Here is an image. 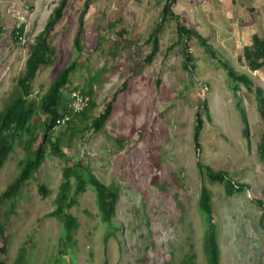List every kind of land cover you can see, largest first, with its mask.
I'll return each instance as SVG.
<instances>
[{
	"label": "rangeland",
	"instance_id": "1",
	"mask_svg": "<svg viewBox=\"0 0 264 264\" xmlns=\"http://www.w3.org/2000/svg\"><path fill=\"white\" fill-rule=\"evenodd\" d=\"M60 1L0 0V112L19 93L30 48ZM87 1L69 0L62 20L46 33L56 59L40 69L29 99L37 105L35 147L47 119L41 98L64 69L74 66L62 92L67 104L81 95L97 107L74 135L68 126L55 129L67 158L47 144L35 178L10 202L16 214L1 218L0 244L8 247L0 262L17 263L24 249L21 264H184L190 258L207 264L209 221L198 206L205 186L220 263L264 264V66L253 72L245 59L254 37L264 40V0H177L172 12L179 22L164 14L166 0H91L86 9ZM161 23L159 50L149 62L150 36ZM179 23L203 42L197 35L181 40ZM19 27L25 33L16 42ZM229 72L248 82L234 86ZM112 101L110 121L94 131L93 120ZM197 115L204 123L199 147ZM25 140L0 168V193L20 171ZM77 162L116 188L115 212L104 224L98 193L89 186L69 212L80 223L75 243L61 253L63 223L49 214L57 208L63 169ZM205 168L224 172V182H211ZM226 184L236 192L228 195ZM40 185L52 195L42 196Z\"/></svg>",
	"mask_w": 264,
	"mask_h": 264
},
{
	"label": "trees",
	"instance_id": "2",
	"mask_svg": "<svg viewBox=\"0 0 264 264\" xmlns=\"http://www.w3.org/2000/svg\"><path fill=\"white\" fill-rule=\"evenodd\" d=\"M69 0H61L58 7L55 9L54 14L51 16L49 23L47 25L46 31L42 33L39 38L35 41L34 45L30 48L29 58L26 62V69L23 76L18 80L17 87L19 93L17 96L13 97L6 108L0 112V168L8 161L9 156L14 152V147L18 140L25 137L24 151L25 158L20 162L18 168L19 173L15 180L7 186V188L0 193V200L2 203L0 205V235L4 234V225L1 223V218L5 222L9 221L11 216L16 214L15 206L10 202L21 195L22 189L26 184L35 178L39 169L43 165L47 156V144L51 145L52 154L60 157L67 158V155L62 149L61 139L55 136V124L58 119L61 118L60 112L65 107V100L63 97V90L71 83V73L74 66H70L62 71L60 76L51 85L48 93L42 98L39 105L40 110L47 116L45 120L42 131L44 132L42 142L35 147L37 141V126L32 125L33 117L37 116L36 103L29 100L32 94V88L35 80L37 79V74L41 68H51L56 59V50L49 43L46 33H49L55 26L56 22L61 21L63 17V12ZM88 0L86 3V9L90 5ZM177 0H166V5L164 7V14L171 15L178 22L179 17L173 16L172 8ZM85 9V10H86ZM83 20V13L81 15V23ZM162 30V23L157 25L153 34L150 36V41L153 43L151 56L148 57L147 61L150 62L153 55L158 53L159 50V37L158 34ZM24 32V27L19 30L14 31V39L16 42L19 41L20 36ZM178 32H180L181 40L185 38H191L197 35L198 40L203 42L201 37H198L197 31L189 29L182 24H178ZM79 46V41L76 42ZM187 53V52H186ZM190 56V55H187ZM245 59L249 62V67L253 72L259 71L264 66V40L259 37H254V50L247 49V54ZM226 67V66H225ZM229 78L232 80L234 86L236 83H247L248 79L246 77H240L235 72H229ZM88 95H92V90H89ZM261 96V93L260 95ZM260 106L263 108L264 115V99L260 98ZM97 107V104L91 100L88 107L85 108L83 112L73 113V119L68 124V130L75 134V130L79 122H86L90 120L92 111ZM114 110L113 101L108 104L106 110L93 120L94 131H103L105 126L110 121V117ZM245 122V118L243 117ZM203 121L199 115H197V130L195 136L196 146L199 147L198 137L203 129ZM245 136L248 134L246 130L244 132ZM56 137V138H55ZM109 138H114L109 135ZM122 143V141H120ZM67 147H71L68 143ZM264 156V153H263ZM198 168L201 165L197 164ZM205 173L207 178L211 182L223 183L224 172H215L211 168H205ZM63 176L65 177V182L62 184L58 198H57V209L49 214V216L57 217L65 225L63 234L60 237V250L61 253L68 247L75 243L74 231L79 228V223L76 217L71 215L70 209L77 205L79 196L83 194L89 186L94 187L97 191V201L99 205V210L103 217V223L109 224L112 216L115 212V201L117 199L116 188H111L107 186L104 182L99 180L98 176L93 172L90 166H85L81 162H77L74 166L66 167L63 170ZM75 179V182H73ZM245 184H240V188H247ZM225 192L228 195H232L236 192L235 187L231 184L225 185ZM160 189H163L160 187ZM39 193L48 197L52 192L45 186L40 185L38 188ZM74 193V194H72ZM199 209L200 211L208 217L209 228L205 236V252L207 257V264H221V253L218 245V229L214 223L213 211L211 208V197L209 190L202 186L200 188L199 195ZM258 205L261 206L262 202L257 201ZM106 237L105 240H107ZM8 246L0 245V254H5L7 252ZM26 250H21V257L18 262L21 264L23 262V257ZM53 256L48 257L51 259ZM47 259V261H48ZM54 260V259H53ZM53 260L50 262L53 263ZM17 262V263H18ZM49 263V262H48ZM4 264V262H0ZM184 264H195L194 259L190 258L185 261Z\"/></svg>",
	"mask_w": 264,
	"mask_h": 264
},
{
	"label": "clouds",
	"instance_id": "3",
	"mask_svg": "<svg viewBox=\"0 0 264 264\" xmlns=\"http://www.w3.org/2000/svg\"><path fill=\"white\" fill-rule=\"evenodd\" d=\"M22 27H19L18 29H15V30H19V29H21ZM14 30V31H15ZM24 33L25 32H23V34H22V36H20V39H22V37L24 36ZM19 39V40H20ZM29 58V57H28ZM48 93V92H47ZM30 97H31V95H30ZM64 97V96H63ZM79 97H82L84 100H85V102H84V104L83 105H81V109L80 110H75L74 109V103L76 102V100H77V98H73L72 97V100H71V103L68 105L67 104V102L65 101V107H64V109L63 110H61V112H60V115H61V118L60 119H58L57 121H56V124H55V129H57V128H60V127H62V126H68V124L72 121V119H73V113H75V112H83L84 110H85V108L86 107H88L89 106V104H90V101H91V98L89 97V96H79ZM30 99V98H29ZM41 100H42V98H41ZM41 103V102H40ZM83 106V107H82ZM64 121V122H63ZM66 167H68V166H66ZM65 167V168H66ZM70 167H72V166H70ZM64 170V169H63ZM50 192H52L51 190H50ZM53 193V192H52ZM52 193H51V195H52ZM57 204V203H56ZM57 209V208H56ZM54 212V211H53ZM49 217H51V216H49ZM52 217H54V216H52ZM75 217V216H74ZM55 218H57V217H55ZM59 220V219H58ZM78 220V219H77ZM62 222V221H61ZM63 223V222H62ZM78 223H79V221H78ZM64 228H65V225H64V223H63V227H62V234H63V230H64ZM79 228H80V223H79ZM78 228V229H79ZM75 230L74 231V236H75V234H76V232L78 233L79 232V230ZM1 245V244H0ZM21 254V253H20ZM25 255V254H24ZM15 264H18V263H15Z\"/></svg>",
	"mask_w": 264,
	"mask_h": 264
},
{
	"label": "built area",
	"instance_id": "4",
	"mask_svg": "<svg viewBox=\"0 0 264 264\" xmlns=\"http://www.w3.org/2000/svg\"><path fill=\"white\" fill-rule=\"evenodd\" d=\"M85 102V100L82 98V97H79L77 98L76 102L74 103V109L77 111V110H80L81 109V105H83ZM64 122V121H63Z\"/></svg>",
	"mask_w": 264,
	"mask_h": 264
}]
</instances>
